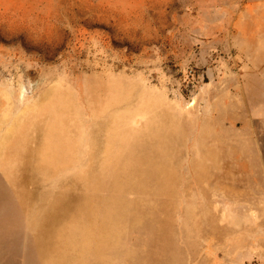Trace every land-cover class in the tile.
<instances>
[{
    "label": "rangeland",
    "instance_id": "obj_1",
    "mask_svg": "<svg viewBox=\"0 0 264 264\" xmlns=\"http://www.w3.org/2000/svg\"><path fill=\"white\" fill-rule=\"evenodd\" d=\"M0 264H264V0H0Z\"/></svg>",
    "mask_w": 264,
    "mask_h": 264
}]
</instances>
